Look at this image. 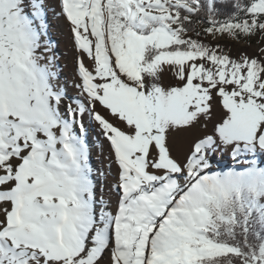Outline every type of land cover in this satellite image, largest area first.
Wrapping results in <instances>:
<instances>
[{
    "label": "snow or ice",
    "instance_id": "obj_1",
    "mask_svg": "<svg viewBox=\"0 0 264 264\" xmlns=\"http://www.w3.org/2000/svg\"><path fill=\"white\" fill-rule=\"evenodd\" d=\"M60 8L79 54L75 106L44 0H0V264H264V47L233 58L213 43L264 41V0ZM85 113L119 168L115 213L97 209ZM209 124L173 154L176 135ZM217 152L236 166L215 170Z\"/></svg>",
    "mask_w": 264,
    "mask_h": 264
},
{
    "label": "bare ground",
    "instance_id": "obj_2",
    "mask_svg": "<svg viewBox=\"0 0 264 264\" xmlns=\"http://www.w3.org/2000/svg\"><path fill=\"white\" fill-rule=\"evenodd\" d=\"M52 1L53 0H48V1L44 0V3L48 4V7H51V8L54 7V9L56 10L55 12H50L51 14L50 29L51 30L49 31L48 36L50 35L49 38H50L52 49L57 48L56 46L57 39L66 40V43L62 44V46L64 48V52H66L65 54L69 57L68 60H69L70 66L73 63L72 66H73V69H75L73 74L67 75L68 79H67V84H66L65 75L67 74L66 72L67 69L65 66L63 68H60L58 66L57 71L59 72V80H60L61 86H64V85L67 86L66 87L67 94L69 93L71 94V88L75 90V93H80V90L74 86L75 83L79 82V77L77 75V66H75L73 58L75 56L74 54L77 53V56L79 54H78V50L74 51V48H73L74 47V43L72 42L73 33L71 31L70 22H68L67 19L63 15L60 14L61 13L60 0H57L55 2H52ZM49 55H54L56 59L61 58V56L56 51L55 52L52 51L51 53H49ZM85 62L90 63L87 60V58H85ZM62 70L63 72H61ZM97 110L103 111L101 108L98 109V106H97ZM89 117L90 116L87 113H85L83 117H78V119H82V121L85 122V120ZM83 118H85V120H83ZM81 135L83 136L85 143L88 145V150L91 149L93 152V149L95 148L94 145H96L98 147L97 155L99 157L101 156L100 158H97L98 159L96 161L97 164H94V165L90 164L93 170L91 177L94 180V183L96 185L95 191H96V198H97V209L99 210L101 207L104 206L105 203H109L111 204V208H109V211H112L113 213H115L118 207V201H119V194L116 191V185L119 179V168L115 162L110 164V160L114 159L115 161L114 153L111 148H109L108 151H102L101 153V150L99 149L101 148V146L99 145V143L96 141L95 138L93 139L92 138L89 139V137L86 138L87 137L86 132L81 133ZM231 161H233L232 163H235L233 158L230 159L229 157L227 158L223 156L222 154H218L216 156V161L213 162V165H214V168H222L223 170H228L229 165H231L229 162ZM234 165L236 164H233V166ZM105 264H107V257L105 258Z\"/></svg>",
    "mask_w": 264,
    "mask_h": 264
},
{
    "label": "rangeland",
    "instance_id": "obj_3",
    "mask_svg": "<svg viewBox=\"0 0 264 264\" xmlns=\"http://www.w3.org/2000/svg\"><path fill=\"white\" fill-rule=\"evenodd\" d=\"M46 1H48V0H46ZM55 1H57V0H53L52 2H55ZM45 6L47 8L46 22L48 25L47 36L45 39L50 41V38H49L50 35L48 36V33L51 30L50 29V26H51V24H50V18H51L50 12H55L56 10L54 9V7H52V8L48 7V4H46V3H45ZM207 41H212V37H210V36L207 37ZM56 42H57L56 43L57 48L56 49L53 48L52 51L53 52L56 51L61 56V58L56 59L57 66H59L60 68H63L65 66L67 69L66 70L67 74L65 75V80H66L65 83L67 84V79H68L67 75L73 74L75 69H73V66H72L73 63L70 66V63L68 60L69 57L65 54L66 52H64V48L62 46V44L66 43V40H58L57 39ZM72 42L74 43L73 38H72ZM213 43L219 44L223 48V50L226 53H228L230 56H232L233 58L240 56L242 53H246L250 56L254 55L258 47H264V41L258 43L257 38H255V37L252 38L250 44H249V41L247 39L232 40V39H229L227 36H224L223 38H217ZM73 48H74V51L77 50V48L75 47V44H74ZM74 55H75L73 58L74 64H75V66H77V60H78L77 53ZM63 58H64V60H63ZM61 72H63V70ZM162 83L165 86H167V85L175 84L176 81L172 77L171 74H165V76L162 80ZM73 90L74 89L71 88V94L70 93L68 94V97L70 99H67L66 103H73V106H75L76 99L79 98L80 100H83V97L80 95V93H75V90L74 91ZM99 108L100 107L98 106V109ZM216 112H217V116H219L221 113V109H220L219 105H217ZM83 120H85V118H83ZM83 123H84V126L86 128V135H87L86 138H88V137H89V139L95 138L96 141L101 146V148H99L101 150V153H102V151H108L109 148H111L110 143L107 141V139L103 135L102 130L99 127L98 123L95 122L91 117L87 118L85 120V122H83ZM211 133H212V124H209L207 129H203V128L198 127L197 129L193 130L191 133H181V134L176 135L172 140L173 154L177 155L178 158L183 160L184 157L189 154L190 149H191V145L197 137H202L205 134H211ZM94 146H95V148L93 149V152L91 149L89 150V163L92 165L97 164V162H96L98 160L97 158L101 157V156L99 157L97 155L98 154V149H97L98 147L96 145H94ZM96 151H97V153H96ZM218 154H222L223 156H225L227 158L229 157L230 159H232L229 152H223V153L217 152L215 154L213 162L216 161V156ZM114 162H115L114 159L110 160V164H112ZM232 162L233 161L229 162L231 165H229L228 168L236 166V165L233 166V164H236V163H232ZM214 169L217 171L223 170L222 168H214ZM93 182H94V180H93ZM104 205H107L106 210L109 211V208H111V204L105 203Z\"/></svg>",
    "mask_w": 264,
    "mask_h": 264
},
{
    "label": "trees",
    "instance_id": "obj_4",
    "mask_svg": "<svg viewBox=\"0 0 264 264\" xmlns=\"http://www.w3.org/2000/svg\"><path fill=\"white\" fill-rule=\"evenodd\" d=\"M202 17H203V14H202ZM220 18H223V17H220ZM208 25L206 24V23H203V22H201V23H199V24H194L193 25V27H195V28H198V29H203V28H205V27H207ZM193 36H195V33H193ZM203 39H205V42H208L207 41V38H203Z\"/></svg>",
    "mask_w": 264,
    "mask_h": 264
}]
</instances>
